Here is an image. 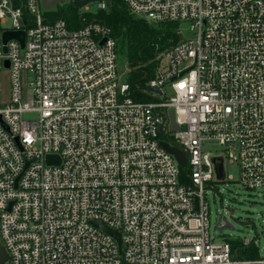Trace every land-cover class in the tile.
Instances as JSON below:
<instances>
[{"label":"built area","instance_id":"2783aa9c","mask_svg":"<svg viewBox=\"0 0 264 264\" xmlns=\"http://www.w3.org/2000/svg\"><path fill=\"white\" fill-rule=\"evenodd\" d=\"M123 2L151 24L177 23L182 35L158 55L143 88L151 101L135 100L120 81L109 25L72 28L47 20L56 7L46 10L43 0H0L5 264H264V256L241 258L232 240L212 237L206 197L226 158L239 165L245 188L264 187V0ZM6 31H24V44L4 43ZM210 141L224 156L204 150ZM162 142L186 153L188 183ZM48 155L60 163H47ZM242 241L259 248L258 239Z\"/></svg>","mask_w":264,"mask_h":264},{"label":"trees","instance_id":"16d2710c","mask_svg":"<svg viewBox=\"0 0 264 264\" xmlns=\"http://www.w3.org/2000/svg\"><path fill=\"white\" fill-rule=\"evenodd\" d=\"M45 15L49 21L62 18L72 28L80 27L85 20H98L109 25L119 40V47L126 50L131 95L138 101L153 100L143 92V88L156 76L158 55L182 37L177 23L151 24L130 14L123 0H110L107 9L90 12H82L69 2L62 3L56 9L46 11ZM181 181L189 182L188 168L181 167ZM233 243L241 258L256 259L260 256L254 243L244 245L239 239Z\"/></svg>","mask_w":264,"mask_h":264},{"label":"rangeland","instance_id":"374dc122","mask_svg":"<svg viewBox=\"0 0 264 264\" xmlns=\"http://www.w3.org/2000/svg\"><path fill=\"white\" fill-rule=\"evenodd\" d=\"M92 5V11H96ZM84 11L83 7H80ZM185 37L193 35L190 25H181ZM118 75L121 82L131 77L126 50L119 47L117 56ZM7 77L4 76L5 95L7 94ZM165 90L169 91L166 87ZM204 150L214 156H224V148L215 141L206 142ZM216 161V160H215ZM218 163V162H216ZM187 168V165L184 166ZM230 176L232 178H230ZM213 186L206 187V197L210 207V233L216 241L258 239L259 255L264 256V187L258 189L245 188L240 181V169L237 163L219 162ZM222 217L217 227L219 218ZM230 223L232 226H226ZM223 227V230H220Z\"/></svg>","mask_w":264,"mask_h":264},{"label":"water","instance_id":"95a60500","mask_svg":"<svg viewBox=\"0 0 264 264\" xmlns=\"http://www.w3.org/2000/svg\"><path fill=\"white\" fill-rule=\"evenodd\" d=\"M11 1H12V3H14V0H11ZM96 1H102V0H73L72 4L74 6L80 8V7L86 6L88 3L96 2ZM67 2H68V0H43V7L46 10H50V9L57 7L58 5H60L62 3H67ZM11 38L18 39L23 45L24 39H25V33H24V31H6V32H4V34H3L4 43ZM4 50H6V48H4ZM6 65L9 66L8 61H6ZM148 88H149V90L160 92L159 87L149 85ZM169 116L171 119V125H170L171 130H173V131L177 130L178 126L175 122L173 110H171L169 112ZM162 145L170 153H173L175 155V157L178 160L181 167H184L186 165L187 156H186V153L180 147H177V146L172 147V146H170V144L168 142H162ZM46 159H47V163H49V164L60 163V157L58 155H48L46 157ZM221 221H222V217L219 218V223ZM94 224L97 227L106 231L107 233L111 234L113 237H115L119 243L121 242V236H120V233L118 231H116V230H114V229H112V228H110V227H108L102 223H99V222H94ZM226 226H232V225L230 223H226ZM220 230H223V227H220ZM232 252L233 253L235 252V246L234 245H232ZM7 258H8L7 250H6L5 246L2 244V242L0 241V264H5ZM235 258H237V257H235Z\"/></svg>","mask_w":264,"mask_h":264}]
</instances>
